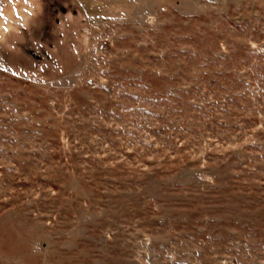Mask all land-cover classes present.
Returning a JSON list of instances; mask_svg holds the SVG:
<instances>
[{
    "label": "rangeland",
    "instance_id": "rangeland-1",
    "mask_svg": "<svg viewBox=\"0 0 264 264\" xmlns=\"http://www.w3.org/2000/svg\"><path fill=\"white\" fill-rule=\"evenodd\" d=\"M0 264H264V0H0Z\"/></svg>",
    "mask_w": 264,
    "mask_h": 264
}]
</instances>
